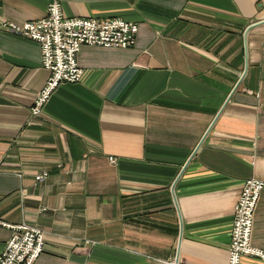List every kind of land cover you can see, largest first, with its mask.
Instances as JSON below:
<instances>
[{
    "label": "crops",
    "instance_id": "1",
    "mask_svg": "<svg viewBox=\"0 0 264 264\" xmlns=\"http://www.w3.org/2000/svg\"><path fill=\"white\" fill-rule=\"evenodd\" d=\"M51 1L0 0V24ZM56 1L136 33L128 48L81 46L79 81L30 118L47 72L35 42L0 27V219L41 229L33 264H226L249 177L263 182L249 241L264 250L261 0Z\"/></svg>",
    "mask_w": 264,
    "mask_h": 264
},
{
    "label": "built area",
    "instance_id": "2",
    "mask_svg": "<svg viewBox=\"0 0 264 264\" xmlns=\"http://www.w3.org/2000/svg\"><path fill=\"white\" fill-rule=\"evenodd\" d=\"M264 7V0L258 4ZM0 27L35 42L40 53V65L47 76L37 91L29 109L30 118L38 117L50 94L60 83H75L82 75L76 63V53L83 45L105 48H128L134 44L136 25L119 17L92 18L63 16L56 0L51 1L45 14L34 20L16 24L4 21ZM47 171L34 177L43 180ZM263 186L257 178L244 180L233 207L226 264H239L247 255L264 260V250L250 244L254 208ZM0 226L10 230L2 250L0 264H33L42 251L43 232L27 224H10L0 219ZM173 264V260L169 263ZM175 264H183L176 261Z\"/></svg>",
    "mask_w": 264,
    "mask_h": 264
},
{
    "label": "water",
    "instance_id": "3",
    "mask_svg": "<svg viewBox=\"0 0 264 264\" xmlns=\"http://www.w3.org/2000/svg\"><path fill=\"white\" fill-rule=\"evenodd\" d=\"M176 261H177V256L174 257V259H173V264H175Z\"/></svg>",
    "mask_w": 264,
    "mask_h": 264
}]
</instances>
